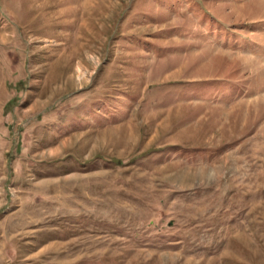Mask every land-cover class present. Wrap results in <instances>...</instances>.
Listing matches in <instances>:
<instances>
[{
  "label": "rangeland",
  "instance_id": "1",
  "mask_svg": "<svg viewBox=\"0 0 264 264\" xmlns=\"http://www.w3.org/2000/svg\"><path fill=\"white\" fill-rule=\"evenodd\" d=\"M0 264H264V0H0Z\"/></svg>",
  "mask_w": 264,
  "mask_h": 264
},
{
  "label": "bare ground",
  "instance_id": "2",
  "mask_svg": "<svg viewBox=\"0 0 264 264\" xmlns=\"http://www.w3.org/2000/svg\"><path fill=\"white\" fill-rule=\"evenodd\" d=\"M84 78V75L81 74V76H79V80H82Z\"/></svg>",
  "mask_w": 264,
  "mask_h": 264
}]
</instances>
